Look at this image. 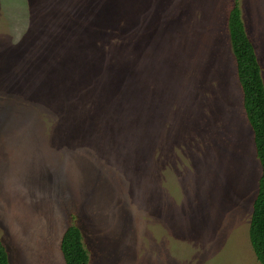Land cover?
Masks as SVG:
<instances>
[{"label":"rangeland","instance_id":"rangeland-1","mask_svg":"<svg viewBox=\"0 0 264 264\" xmlns=\"http://www.w3.org/2000/svg\"><path fill=\"white\" fill-rule=\"evenodd\" d=\"M264 81V0H0V241L10 264H260L261 165L228 14Z\"/></svg>","mask_w":264,"mask_h":264},{"label":"trees","instance_id":"trees-1","mask_svg":"<svg viewBox=\"0 0 264 264\" xmlns=\"http://www.w3.org/2000/svg\"><path fill=\"white\" fill-rule=\"evenodd\" d=\"M228 30L243 94V107L253 131L256 157L261 165L249 237L256 259L260 264H264V81L256 49L246 32L237 2L228 14ZM60 250L65 264H89V254L83 242L82 232L75 223L64 232ZM0 264H10L7 249L1 241Z\"/></svg>","mask_w":264,"mask_h":264},{"label":"crops","instance_id":"crops-1","mask_svg":"<svg viewBox=\"0 0 264 264\" xmlns=\"http://www.w3.org/2000/svg\"><path fill=\"white\" fill-rule=\"evenodd\" d=\"M261 176V175H260ZM260 178V177H259ZM259 180V179H258ZM257 195V194H256ZM255 200V199H254Z\"/></svg>","mask_w":264,"mask_h":264}]
</instances>
